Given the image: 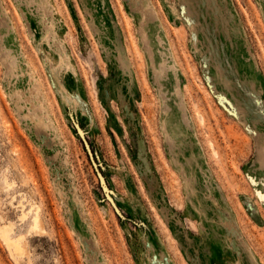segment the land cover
Segmentation results:
<instances>
[{"label":"rangeland","instance_id":"obj_1","mask_svg":"<svg viewBox=\"0 0 264 264\" xmlns=\"http://www.w3.org/2000/svg\"><path fill=\"white\" fill-rule=\"evenodd\" d=\"M0 264H264V0H0Z\"/></svg>","mask_w":264,"mask_h":264},{"label":"bare ground","instance_id":"obj_2","mask_svg":"<svg viewBox=\"0 0 264 264\" xmlns=\"http://www.w3.org/2000/svg\"><path fill=\"white\" fill-rule=\"evenodd\" d=\"M36 221H38V220H36Z\"/></svg>","mask_w":264,"mask_h":264}]
</instances>
